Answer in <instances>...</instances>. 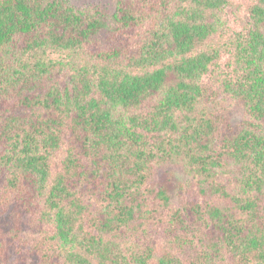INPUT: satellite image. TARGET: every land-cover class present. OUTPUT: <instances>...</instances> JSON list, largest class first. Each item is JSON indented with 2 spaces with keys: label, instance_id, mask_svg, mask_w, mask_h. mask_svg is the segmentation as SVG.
Here are the masks:
<instances>
[{
  "label": "trees",
  "instance_id": "trees-1",
  "mask_svg": "<svg viewBox=\"0 0 264 264\" xmlns=\"http://www.w3.org/2000/svg\"><path fill=\"white\" fill-rule=\"evenodd\" d=\"M249 1L234 31L232 0H114L119 45L93 51L96 11L0 0V264H264V0ZM171 164L188 177L175 196L157 179Z\"/></svg>",
  "mask_w": 264,
  "mask_h": 264
},
{
  "label": "rangeland",
  "instance_id": "rangeland-1",
  "mask_svg": "<svg viewBox=\"0 0 264 264\" xmlns=\"http://www.w3.org/2000/svg\"><path fill=\"white\" fill-rule=\"evenodd\" d=\"M69 3L77 9L85 10L90 9L96 11L100 14V18L104 22L103 29L98 33V35L94 38L92 49L96 51L97 49H109L112 47H117L119 44L115 38H113V34L111 33V29L108 25H110L112 21V17L115 13V2L114 0H68ZM250 6L249 0H232V10L229 13V25L230 28L234 31H242L247 27L248 24V10ZM4 109L7 111H11L12 108L7 105L4 106ZM3 109V110H4ZM158 180L165 181L169 179L171 181L173 189V195L176 194V186L181 183H187L188 177L185 175L182 167L178 164H171L170 166L163 167L159 169ZM179 199L174 198V203H178ZM15 205H12L8 210L4 212L3 217H8L14 211ZM2 209L0 208V219ZM23 220L27 223L26 229H28L31 225H34V216L32 212V208L29 211H25L22 214ZM26 226V225H25Z\"/></svg>",
  "mask_w": 264,
  "mask_h": 264
}]
</instances>
